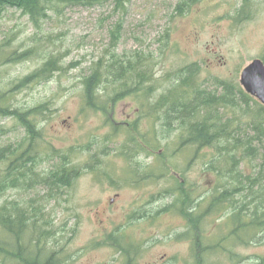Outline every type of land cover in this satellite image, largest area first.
<instances>
[{
    "label": "rangeland",
    "instance_id": "rangeland-1",
    "mask_svg": "<svg viewBox=\"0 0 264 264\" xmlns=\"http://www.w3.org/2000/svg\"><path fill=\"white\" fill-rule=\"evenodd\" d=\"M121 3L106 0L91 6L61 5L47 13L38 28L15 9L0 12V43L11 40L10 52H34L26 61L0 66V93L11 111L36 110L27 116L40 134L34 147L41 157H50L53 151L67 153L70 166L78 172L71 185L57 191L54 199L44 198L48 188L41 185L29 192L9 189L0 194V208L17 203L24 208L29 198L38 197L54 231L43 245L48 254L59 252L60 264H131L125 250L131 251L132 264H194L197 233L178 238L185 233L187 222L178 211L162 210L173 203L169 193L175 181H181L180 174L186 184L192 185L194 198L212 192L215 179L202 160L193 158L194 147L177 151L183 140L179 139L177 125L164 127V132L154 130L151 118L155 113L151 108L185 78L191 86L217 95L223 83L233 87L234 93L244 91L240 72L253 60L264 59V0H196L185 5L181 13L177 12L181 0ZM110 51L119 55L139 53L149 59L152 74L144 86L151 84L155 91L145 96L148 131L136 133L125 125L127 119L136 120L134 112L141 106L136 97L117 101L107 114L85 106L82 81L93 64L107 58ZM49 56L57 57L63 69L46 83L19 86ZM188 70L192 73L187 75ZM97 91L98 101L104 102L101 89ZM249 107L257 110L253 103ZM241 120V135L253 136L246 127L249 118ZM0 129L1 145L17 144L25 137L15 117H0ZM141 133L146 135L148 145L159 144L164 151L149 153L141 149L135 138ZM254 144L259 150L257 158L238 156L241 160L236 167L230 166L257 178L256 184L261 187L255 190L264 195V142ZM162 152L168 158L167 166L158 158ZM56 164V160L45 158L36 169L44 174ZM140 174L148 180L140 185L124 183L125 177ZM103 177L117 178L121 183L98 180ZM110 199H114L113 206L104 214L102 210L109 207ZM248 202L254 204L252 199ZM232 213L233 207L227 205L204 221L208 243L217 239V225L229 221ZM225 229L228 252L213 253L211 262L257 264L264 259V235L257 234L245 244L232 241L230 222ZM7 235L0 228V238Z\"/></svg>",
    "mask_w": 264,
    "mask_h": 264
},
{
    "label": "trees",
    "instance_id": "trees-1",
    "mask_svg": "<svg viewBox=\"0 0 264 264\" xmlns=\"http://www.w3.org/2000/svg\"><path fill=\"white\" fill-rule=\"evenodd\" d=\"M103 1L106 0H0V12L15 9L27 16L31 24L38 28L40 23L47 18V13L58 10L61 5L91 6ZM114 1L122 4V0ZM194 1L196 0H181L182 4L178 6L177 12L181 13L185 5ZM114 39L117 43L118 37L114 36ZM10 42L11 40H7L0 43V66L20 63L34 55L33 50L10 52ZM262 61L264 63V59ZM62 69L57 57L49 56L44 59L40 68L24 77L19 82V86L34 82L46 83ZM188 71L187 75L192 73ZM151 74L149 59L143 55L139 53L119 55L115 51H110L107 58L102 57L93 64L90 74L82 81L85 106L107 114L108 109L111 110L117 101L124 98L136 97L140 100L145 96H150L155 91V87L150 84L145 88L144 84L150 79ZM220 87L222 91L217 95L203 91L197 86H191L185 78L176 83L169 94L165 93L162 101L157 102L155 108H151L153 109L152 114L155 113L154 119L158 114L163 127L169 128L177 125L181 134L179 139H183L177 151L194 147L193 158L197 157V160H202L203 166L211 172L210 175L215 179L212 192L196 194L194 198L193 193L195 192L192 185L186 184L185 178L180 174L181 181H175L169 193L173 197V203L162 210L163 212L178 211L187 222L185 233L179 235L178 238L197 233L193 241L194 264H220L215 261L211 262L209 258L216 252H228L225 246L229 240L225 229L228 222L232 225L230 234L234 242L248 244L247 242L255 239L257 234L264 235V195L261 191L258 194L259 192L255 190V187H261V184H256L257 178L238 173L230 166L233 164L236 167L238 161L241 160L238 156L242 159L258 157L259 150L254 143L264 142V106L240 89L234 93L233 87L227 84L223 83ZM98 89L99 91L101 89L102 97L106 98L104 102L98 101ZM251 103L257 105L256 111L250 109ZM221 109L222 112H220ZM35 111V109L28 112L11 111L4 94L0 93V117H15L25 133V137L17 144H0V171H2L0 194L9 189L29 192L36 185H41L48 188L49 194L44 198L51 200L56 197L57 191L71 185L78 172L76 168L70 166L71 161L68 154L57 151H53L54 156L45 157L47 161L56 160L57 164L47 173L37 172V166L45 158H42L40 152L34 147V142L40 138V134L32 119L27 116ZM242 117L249 118L246 127L250 128L253 136L241 135ZM133 132L138 133L135 130ZM1 133L3 132L0 129ZM135 138L141 149L143 144H147V148L143 150L149 153L155 152L156 149L160 152L164 151L159 144L148 145L145 134H136ZM133 142L136 145V141ZM204 150L210 151V154L205 153ZM177 151L173 152L170 159ZM158 158L166 166L168 165V158L163 152L158 155ZM261 160L264 164V156ZM170 170H175V168L171 167ZM242 192H244L243 195H241ZM234 196H240L242 200L237 201ZM248 199L254 200V204H250ZM40 201L38 197H34L25 202L24 208L19 207L17 201V204H10L11 208H0V228L8 234L6 238H0V264L10 262L14 264L61 263L57 259L59 252L53 251L48 254L43 245L54 235V231L52 224L45 219ZM227 205L233 207L232 217H228L229 221L226 219L217 225L219 229L216 233L217 239H213V243H208L203 228L204 221ZM15 241L21 242L20 256L15 261L12 256L10 260H3L2 257L6 255L7 250H11ZM28 243L35 247L34 256L30 255L28 249L25 248L29 247ZM114 245L121 247L119 242H115ZM125 254L127 262L132 264L131 251L125 250ZM230 256L238 257L236 254ZM257 264H264V259H259Z\"/></svg>",
    "mask_w": 264,
    "mask_h": 264
},
{
    "label": "flooded vegetation",
    "instance_id": "flooded-vegetation-1",
    "mask_svg": "<svg viewBox=\"0 0 264 264\" xmlns=\"http://www.w3.org/2000/svg\"><path fill=\"white\" fill-rule=\"evenodd\" d=\"M138 100V99H137ZM140 103H141V106L138 107L136 109V111L134 112V114H136V120H132V118L130 119H127V122H125V125L130 128L131 131H140V132H143V131H148V120H147V117L149 115V107H148V103H147V99L146 98H142L139 100ZM159 110V108H158ZM160 111V110H159ZM158 115V114H157ZM156 115V119H154V117L151 118V120H153L155 122V127H154V130H163V122L161 120V118L159 116ZM143 120L146 121V123H143ZM162 122V123H161ZM153 130V131H154ZM143 134V133H141ZM144 148H147V144H143L142 146V149ZM136 174V173H135ZM98 180L100 181H107V180H112V183L110 182V184H115V185H119V183H121V180L117 179V178H111V179H108V177H103V178H98ZM125 180L124 183L125 184H128L130 182V184L132 185H140L141 183H144L148 180V178L145 176H143V174L141 175H137V176H134V177H125ZM138 189L141 187V186H137ZM119 188V187H118ZM113 203H114V199H110L109 200V207L107 206L104 210H102V212L104 214H106L107 212H110L111 211V207L113 206ZM100 223L102 224L103 222L100 221ZM29 244V243H28ZM26 245V243H25ZM20 246H21V242L20 241H15L13 242V246L11 248V250H7L6 251V255L4 257H2L3 260H10L13 258V261H15L17 259V257L20 256ZM29 247H25L26 249H28V253H30V255H33L34 256V251H35V247L31 244L28 245ZM12 256V258H11ZM10 258V259H9ZM19 259V258H18Z\"/></svg>",
    "mask_w": 264,
    "mask_h": 264
},
{
    "label": "water",
    "instance_id": "water-1",
    "mask_svg": "<svg viewBox=\"0 0 264 264\" xmlns=\"http://www.w3.org/2000/svg\"><path fill=\"white\" fill-rule=\"evenodd\" d=\"M240 85L244 92L264 106V63L255 59L240 72Z\"/></svg>",
    "mask_w": 264,
    "mask_h": 264
},
{
    "label": "bare ground",
    "instance_id": "bare-ground-1",
    "mask_svg": "<svg viewBox=\"0 0 264 264\" xmlns=\"http://www.w3.org/2000/svg\"><path fill=\"white\" fill-rule=\"evenodd\" d=\"M219 100V99H218ZM192 101V100H191ZM197 104V103H196ZM215 104V103H214ZM191 105V104H190ZM219 105V104H218ZM184 108V107H183ZM213 108V107H212ZM212 114V113H211ZM193 116V115H192ZM216 121V120H215ZM219 121V120H218ZM189 122V121H188ZM184 125V124H183ZM191 125V124H190ZM216 125V124H215ZM187 126H188V124H187ZM221 126V125H220ZM223 132V131H222ZM240 137V136H239ZM256 145V144H255ZM236 150V149H235ZM252 156V155H251ZM126 224H127V222H126Z\"/></svg>",
    "mask_w": 264,
    "mask_h": 264
}]
</instances>
